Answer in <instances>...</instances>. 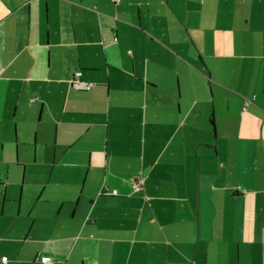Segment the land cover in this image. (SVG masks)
I'll use <instances>...</instances> for the list:
<instances>
[{"label":"crops","instance_id":"1","mask_svg":"<svg viewBox=\"0 0 264 264\" xmlns=\"http://www.w3.org/2000/svg\"><path fill=\"white\" fill-rule=\"evenodd\" d=\"M15 123L54 160L0 264H264V0H0Z\"/></svg>","mask_w":264,"mask_h":264},{"label":"rangeland","instance_id":"2","mask_svg":"<svg viewBox=\"0 0 264 264\" xmlns=\"http://www.w3.org/2000/svg\"><path fill=\"white\" fill-rule=\"evenodd\" d=\"M42 127V124L38 123L26 128H18L15 123L8 137L4 136L0 130V174L2 175L0 180L4 183L0 186V199L6 200L3 209L1 205L0 217L6 215L5 219H7L8 212L11 211L14 220L20 226L24 224L25 229H27L28 221H31L28 213L33 211L36 200L39 198L41 184L47 182L48 174L51 172L48 162L52 163L54 160L51 148L55 143L56 130L52 129V132L45 134L46 139H50L51 147H43ZM56 174L57 172L52 177L54 183L58 181ZM55 194L58 195V192H54L53 195ZM19 200L21 204L17 214ZM76 202L77 199L73 202L74 205ZM51 205L48 211H52L51 207H54V203ZM35 211L38 210L35 209ZM71 215H73V209L65 207L61 217L70 219ZM76 221V218L72 220V222ZM22 234L25 233H20Z\"/></svg>","mask_w":264,"mask_h":264},{"label":"built area","instance_id":"3","mask_svg":"<svg viewBox=\"0 0 264 264\" xmlns=\"http://www.w3.org/2000/svg\"><path fill=\"white\" fill-rule=\"evenodd\" d=\"M114 2H118V0H113ZM81 77H82V72H77L76 74H75V78H74V80H73V82H72V84H73V87L75 88V89H77V90H88V89H90L91 87H92V85H90V84H85L84 82L82 83V81H81ZM250 105V101H246L245 102V106L247 107V106H249ZM118 194V192L117 191H113L112 193H110V195H117ZM7 261V259L5 258L4 259V262H6ZM42 262L44 263V264H48L49 263V261H48V259L47 258H42Z\"/></svg>","mask_w":264,"mask_h":264}]
</instances>
